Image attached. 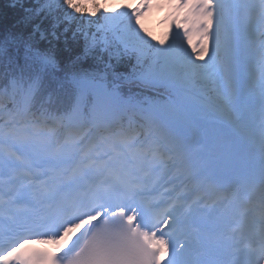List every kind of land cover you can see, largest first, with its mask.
<instances>
[{
    "label": "snow or ice",
    "instance_id": "snow-or-ice-1",
    "mask_svg": "<svg viewBox=\"0 0 264 264\" xmlns=\"http://www.w3.org/2000/svg\"><path fill=\"white\" fill-rule=\"evenodd\" d=\"M9 7L0 264H264V0Z\"/></svg>",
    "mask_w": 264,
    "mask_h": 264
},
{
    "label": "trees",
    "instance_id": "trees-1",
    "mask_svg": "<svg viewBox=\"0 0 264 264\" xmlns=\"http://www.w3.org/2000/svg\"><path fill=\"white\" fill-rule=\"evenodd\" d=\"M0 11H3L11 16L16 10L9 7V0H0Z\"/></svg>",
    "mask_w": 264,
    "mask_h": 264
},
{
    "label": "rangeland",
    "instance_id": "rangeland-1",
    "mask_svg": "<svg viewBox=\"0 0 264 264\" xmlns=\"http://www.w3.org/2000/svg\"><path fill=\"white\" fill-rule=\"evenodd\" d=\"M162 36L160 32L157 33V38L159 39Z\"/></svg>",
    "mask_w": 264,
    "mask_h": 264
}]
</instances>
